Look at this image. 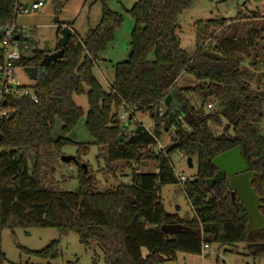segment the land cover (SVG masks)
<instances>
[{
	"label": "trees",
	"instance_id": "16d2710c",
	"mask_svg": "<svg viewBox=\"0 0 264 264\" xmlns=\"http://www.w3.org/2000/svg\"><path fill=\"white\" fill-rule=\"evenodd\" d=\"M16 1L0 0V29L12 22ZM108 1L100 0L98 25L82 41L72 34L61 59L40 67L43 53L33 42L32 30L31 41L15 64L36 68L31 86L38 102L8 98L3 105L13 117L0 125V264L5 260L1 233L17 228L54 229L59 237L74 234L84 247L94 244L106 264H165L177 253L196 255L203 246L214 244L264 248V230L248 232L247 218L237 197L231 198L227 179L210 189L206 186L216 173L212 160L240 146L249 170L256 174L251 186L264 217V132L259 126L264 92L251 89L243 66V55L258 52V32L249 31L241 40L224 38L209 47L205 43L224 19L196 22V52L190 57L176 36L178 18L190 7L189 0H138L129 11L135 20L129 57L114 66L113 82L105 92L91 71L122 20L107 8ZM256 57L252 65L259 63ZM183 75L192 77L193 86L178 88ZM84 85L89 105L86 128L94 144L105 148L106 161L152 160L155 173H133L130 184L99 192L80 166L76 191L62 189L55 179L58 155L73 143L52 140L51 131L55 118L63 122L67 134L82 116L72 97L82 94ZM174 89L176 94L164 106V98ZM122 105L147 113L152 133L140 124L126 134L128 123L119 127L114 121ZM162 124L164 130L175 128L167 156L179 152L197 163L196 174L183 185L195 214L191 220L168 214L155 195L157 185L178 183L168 158L155 150ZM217 128H222L219 134ZM78 150L87 152L85 146ZM167 225H179L180 230L163 233L161 227ZM59 243L57 239L41 251L18 249L30 257L56 260Z\"/></svg>",
	"mask_w": 264,
	"mask_h": 264
},
{
	"label": "rangeland",
	"instance_id": "374dc122",
	"mask_svg": "<svg viewBox=\"0 0 264 264\" xmlns=\"http://www.w3.org/2000/svg\"><path fill=\"white\" fill-rule=\"evenodd\" d=\"M36 1H43L44 5L40 10L29 12L31 4ZM53 0H19L21 8L27 10L26 14H17L15 24L18 27L34 30V41L37 47L42 49L43 42H48L51 51L56 49V41L60 36V31L68 27L77 35L79 41L84 40L88 31L95 28L101 17L100 0H59L62 2L57 23L54 24ZM138 0H109L107 8L122 17L118 26L112 33L111 41L105 49L98 54V59L92 68V75L105 92L109 91V85L114 79V66L127 61L130 53L131 34L135 28V20L129 14L131 8ZM190 7L183 11L178 18L176 36L180 47L188 54L194 56L196 52V30L194 24L199 21L222 20L225 24L215 31L211 38L205 43L207 46H214L224 38L241 40L249 31H257L259 39L256 48L258 52L243 55L244 71L246 81L254 91L264 92V67L262 57L264 56V0H189ZM259 62L252 65L254 56ZM15 77L23 86L32 85L22 68L15 69ZM178 88L193 86L192 77L183 75L177 84ZM84 92L72 97L76 107L82 111V116L76 121L71 131L67 134L63 132V122L55 118L51 131L52 140L67 139L71 143L70 147L63 148L58 155L57 174L55 176L64 191H76V177L79 167H85L84 171L90 177L95 190L103 192L114 190L118 186L130 184L133 173H155L156 163L152 160H142L140 162L117 161L109 163L106 161L105 148L98 147L90 136L86 128V117L89 109L87 99V86H83ZM190 98V95H186ZM118 108V115L123 110ZM112 110V109H111ZM115 112V108H114ZM112 111V114L114 113ZM161 112H163L161 110ZM119 127L126 124L119 120ZM224 125L226 124L223 121ZM148 130L153 127L152 120L147 113H135L132 121L127 125L126 134H130L135 126L140 125ZM264 132V119L259 125ZM222 128L215 130L216 134ZM160 137L158 145L162 146L161 155L166 156L174 170L176 178L184 177L189 180L194 177L197 170V163L192 159V167H188L187 158L176 152L167 156L166 149L174 139L175 128L171 126L164 130V124L160 126ZM232 135V130H229ZM156 144V147H158ZM79 146H85V154L78 152ZM155 147V149H156ZM62 157L72 159L69 163L61 161ZM77 160L78 162H76ZM64 181V183H63ZM185 187L180 184L157 185L155 195L163 209L172 215H177L180 220H191L195 217L194 211L186 198ZM59 240L60 254L56 260H41L35 257L24 255L18 249L22 246L30 251H41L49 246L53 241ZM1 250L5 257L3 264H106L103 253L92 244L84 247L79 243V239L74 234L59 237L54 229L17 228L13 232L4 229L1 233ZM165 264H264V248L259 246L248 247L244 244L236 246L210 245L202 250L200 254L177 253L173 261Z\"/></svg>",
	"mask_w": 264,
	"mask_h": 264
},
{
	"label": "water",
	"instance_id": "95a60500",
	"mask_svg": "<svg viewBox=\"0 0 264 264\" xmlns=\"http://www.w3.org/2000/svg\"><path fill=\"white\" fill-rule=\"evenodd\" d=\"M53 12H54V24L57 23V16L61 8L62 2L59 0H53ZM1 32V30H0ZM72 36L71 30L68 27H64L60 31V36L56 41V49L51 51L48 46V42H43L41 52L43 57L39 63L40 67H46L52 61L61 59L63 56V50L68 45L69 39ZM17 39V37H15ZM23 72L26 74L29 80L36 81L37 71L34 67H24ZM176 94V90H172L163 100L164 106H167L172 100V97ZM5 101L3 105H5ZM218 105H216L217 107ZM13 117V113H9V118ZM1 140V135H0ZM62 162L69 163L72 159L67 157L61 158ZM76 161V160H75ZM212 166L216 169L215 175L206 181L208 189L212 185L218 184L221 181L227 179L228 189L231 198L237 197L242 210L247 218V230L249 233L259 232L264 230V217L259 212L260 198L256 195L255 190L252 188V182L256 174L249 170V166L246 163L240 146H237L229 151H226L216 156L212 162ZM188 167H192V159L187 158ZM83 169L85 167H82ZM180 230L179 225H167L162 226L161 231L166 234H173Z\"/></svg>",
	"mask_w": 264,
	"mask_h": 264
},
{
	"label": "built area",
	"instance_id": "2783aa9c",
	"mask_svg": "<svg viewBox=\"0 0 264 264\" xmlns=\"http://www.w3.org/2000/svg\"><path fill=\"white\" fill-rule=\"evenodd\" d=\"M19 0L16 1L14 6V18L10 24L5 28L0 29V125H2L9 118L10 111L3 107V102L8 98H26L36 104L38 97L36 90L33 86H23L15 77V64L19 62L22 55L26 51V45L31 41L32 29H23L15 24V16L19 14H26L27 10L21 8ZM43 1H36L31 4L29 12H35L43 7ZM17 37V39H15ZM212 105L208 104L207 109H211ZM123 112L118 115V119L129 123L135 115L133 109L128 106L121 107ZM161 115V113L159 114ZM148 133H152V129L148 130ZM158 145V143H157ZM163 147L158 145L156 147V153L162 152ZM178 182L184 185L187 181L184 177L177 178ZM207 246H203L202 250L207 249Z\"/></svg>",
	"mask_w": 264,
	"mask_h": 264
},
{
	"label": "crops",
	"instance_id": "0c3cea01",
	"mask_svg": "<svg viewBox=\"0 0 264 264\" xmlns=\"http://www.w3.org/2000/svg\"><path fill=\"white\" fill-rule=\"evenodd\" d=\"M69 29H70V28H69ZM70 30H71V29H70ZM71 33L74 34L72 30H71ZM76 36H77V35H76Z\"/></svg>",
	"mask_w": 264,
	"mask_h": 264
}]
</instances>
